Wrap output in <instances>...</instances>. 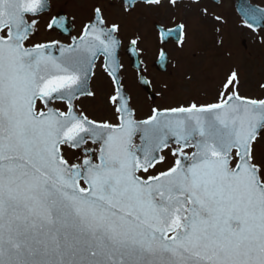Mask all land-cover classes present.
<instances>
[{
    "label": "snow or ice",
    "instance_id": "6c2138e0",
    "mask_svg": "<svg viewBox=\"0 0 264 264\" xmlns=\"http://www.w3.org/2000/svg\"><path fill=\"white\" fill-rule=\"evenodd\" d=\"M114 3L125 16L194 10L223 46L228 21L205 0ZM52 10V0H0V264H264V96L242 95L232 66L213 100L153 102L138 118L123 57L149 87L143 35L125 42L96 0L76 35L59 13L45 24L69 41H37ZM238 10L243 27L264 30V8ZM152 26L166 68V45L183 50L188 25L173 14ZM98 73L110 117L82 106L97 98Z\"/></svg>",
    "mask_w": 264,
    "mask_h": 264
},
{
    "label": "flooded vegetation",
    "instance_id": "af4514ba",
    "mask_svg": "<svg viewBox=\"0 0 264 264\" xmlns=\"http://www.w3.org/2000/svg\"><path fill=\"white\" fill-rule=\"evenodd\" d=\"M95 2L96 0H52L53 10L42 19L40 32L45 34L48 37L47 39L69 41L70 37L62 34L59 30L46 31L45 24L51 16L59 13L71 21V23L66 24V27L70 29L73 35H76L80 31L82 24L91 15L92 5ZM205 2L210 3L215 12L223 14L226 17L228 23L224 26L223 31H227L230 35L229 39H231L235 51L241 54L247 52L251 61V52L256 50L259 44L264 47V44L259 43V35H264V30H258L257 34L243 27L242 13L236 11L234 3L239 4L238 8L241 5L247 4L264 8V0H205ZM102 3L110 9V20L119 19L122 21V36L125 38V42L137 31L144 37L142 47L146 50V55L141 57V59L146 65L144 75L151 81L149 87H145L137 81V71L132 66V59L128 56L123 57V61L127 65L124 72V83L133 97V107L137 109L138 118H144L149 114L150 106L153 102L158 106L187 103H160L162 99L167 97H176L177 91H185L190 95L197 96L211 93L215 97L216 88L221 79L215 77L218 73L216 72L218 68L209 62V55L204 64L203 62L205 54L209 51L208 49H213V52L215 50L224 52L226 42L223 35V46H217V37L213 32V24L211 22L203 20L194 10L184 7L176 10L168 7L162 9H146L141 7L131 15L125 16L122 10L115 5L114 0H102ZM173 14L183 18L187 23L188 39L183 50L175 48L171 42L166 45L170 63L166 65V68H163L156 63L158 45L156 33L152 25L153 21L167 22L168 17ZM169 26L172 25L169 24ZM189 74L192 77L191 80L186 79V76ZM93 83L97 84L98 90L102 91L105 97L110 90L107 78L98 73V78ZM165 84L167 85V89L163 87ZM158 94H162L163 98L161 99V95ZM211 100H197V102L202 103Z\"/></svg>",
    "mask_w": 264,
    "mask_h": 264
},
{
    "label": "rangeland",
    "instance_id": "374dc122",
    "mask_svg": "<svg viewBox=\"0 0 264 264\" xmlns=\"http://www.w3.org/2000/svg\"><path fill=\"white\" fill-rule=\"evenodd\" d=\"M223 35L226 42V48L224 52H219L213 49H208L209 51L205 54V63L208 55L210 58V63L213 64L218 69V72L215 77L222 78L224 73L232 66H237L240 70L241 74V94L249 95L253 97H261L264 96V92L259 88L260 83H264V47L259 44L256 50L251 52V61L247 52L243 54L235 51L233 47V43L231 42L230 35L227 31H223ZM48 37L39 32V34L35 37L37 41L46 40ZM216 55L214 56L213 55ZM230 53V55H229ZM246 53V54H245ZM93 87L97 89L98 95L95 100H84L82 101V106L86 109V111L94 116L95 118H104L106 116H111L110 110L106 106L105 97L102 91L98 90V86L96 83H93ZM213 95L211 93H205L203 95H190L185 91L180 92L177 91L176 97H167L162 99L160 102L163 103H176V102H188L191 99L195 98L196 100H211L213 99Z\"/></svg>",
    "mask_w": 264,
    "mask_h": 264
},
{
    "label": "water",
    "instance_id": "95a60500",
    "mask_svg": "<svg viewBox=\"0 0 264 264\" xmlns=\"http://www.w3.org/2000/svg\"><path fill=\"white\" fill-rule=\"evenodd\" d=\"M238 4L235 3V7L237 6Z\"/></svg>",
    "mask_w": 264,
    "mask_h": 264
}]
</instances>
